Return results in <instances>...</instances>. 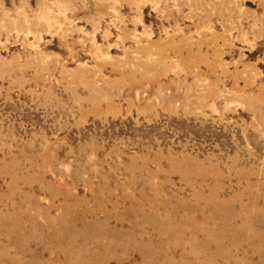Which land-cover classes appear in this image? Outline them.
Here are the masks:
<instances>
[{
  "label": "rangeland",
  "instance_id": "rangeland-1",
  "mask_svg": "<svg viewBox=\"0 0 264 264\" xmlns=\"http://www.w3.org/2000/svg\"><path fill=\"white\" fill-rule=\"evenodd\" d=\"M0 264H264V0H0Z\"/></svg>",
  "mask_w": 264,
  "mask_h": 264
}]
</instances>
